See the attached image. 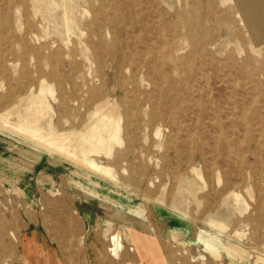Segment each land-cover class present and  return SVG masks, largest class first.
<instances>
[{
    "label": "rangeland",
    "instance_id": "rangeland-1",
    "mask_svg": "<svg viewBox=\"0 0 264 264\" xmlns=\"http://www.w3.org/2000/svg\"><path fill=\"white\" fill-rule=\"evenodd\" d=\"M252 46L234 0H0V264H264V44ZM43 84L46 134L117 105L123 144L95 155L110 174L15 129ZM32 237L45 251L27 260Z\"/></svg>",
    "mask_w": 264,
    "mask_h": 264
},
{
    "label": "bare ground",
    "instance_id": "bare-ground-1",
    "mask_svg": "<svg viewBox=\"0 0 264 264\" xmlns=\"http://www.w3.org/2000/svg\"><path fill=\"white\" fill-rule=\"evenodd\" d=\"M237 8V14L241 17L242 23L247 27L251 39L255 46H252L255 52H259L255 47H261L264 44V0H234ZM8 4V3H7ZM135 6V5H134ZM137 9V8H135ZM134 9V11H135ZM139 10V9H138ZM65 11V10H64ZM67 12V11H65ZM70 12V11H69ZM136 13V12H135ZM141 13V12H140ZM65 16V14H64ZM136 16V15H135ZM215 17V16H214ZM136 18V17H135ZM65 20V19H64ZM158 20V19H157ZM8 23V22H7ZM241 24V22H240ZM7 25V24H6ZM139 25V24H138ZM8 26V25H7ZM9 27V26H8ZM67 32V31H66ZM9 31L6 32V34ZM68 33V32H67ZM162 33V32H161ZM39 34V33H38ZM139 34V33H137ZM178 34V33H177ZM133 36V35H132ZM185 36V35H184ZM134 38V37H133ZM131 41V40H130ZM68 42V41H67ZM64 43V42H63ZM133 43V42H132ZM10 45V44H9ZM163 46V45H162ZM10 47V46H9ZM44 47V46H43ZM60 48V47H59ZM158 48V47H157ZM153 49V48H152ZM161 49V48H160ZM159 50V49H158ZM158 52V51H157ZM156 52V53H157ZM132 54V53H131ZM130 55V53H129ZM146 55V54H145ZM159 55V54H158ZM67 56V55H66ZM160 56V55H159ZM130 57V56H128ZM145 57V56H144ZM143 57V60H144ZM157 57V56H156ZM233 58V57H232ZM129 61V60H128ZM127 61V62H128ZM135 61V60H134ZM130 62V61H129ZM128 62V63H129ZM127 63V64H128ZM143 64V62H142ZM168 64V63H167ZM3 65V64H2ZM141 65V64H139ZM163 65V64H162ZM129 66V65H128ZM123 67V66H122ZM140 67V66H139ZM160 67V65H159ZM162 68V67H161ZM161 70V69H160ZM127 71V67H126ZM162 71V70H161ZM122 72V71H121ZM160 72V71H159ZM88 74V73H87ZM264 75V70L262 71ZM163 76V75H162ZM104 78V77H103ZM136 78V77H135ZM163 78V77H162ZM122 79V78H121ZM119 79V80H121ZM52 80V79H51ZM134 80V79H133ZM123 81V80H122ZM237 81V80H236ZM235 81V82H236ZM74 82V81H73ZM121 82V81H120ZM126 82V81H125ZM133 82V81H132ZM131 82V83H132ZM234 82V83H235ZM207 83V82H206ZM133 85V83H132ZM162 85V84H161ZM164 85V82H163ZM162 85V86H163ZM208 85V84H207ZM236 85V84H235ZM138 86V85H137ZM161 86V87H162ZM158 87V86H157ZM160 87V86H159ZM235 87V86H234ZM138 88V87H137ZM186 88V87H185ZM33 89V88H32ZM121 89V86L120 88ZM123 89V87H122ZM54 91L48 85H42L40 93L38 95L33 94L29 97L28 101L25 103V109L19 114V123L16 125L15 129L21 133L29 136L35 140L39 145L43 146L47 153L59 155L69 159L73 163L80 166H87L91 171L102 174H110L111 170L101 167L96 158V154H101L102 152L109 154L113 152L115 144H123V139L121 137L122 126L120 124L121 116L116 112L117 105L111 104L109 100L102 101L97 105L95 112H93L94 122L87 130L81 131H71L69 133H57L51 131L49 133H44L42 129L36 124L37 114L44 111V108L50 109L49 103L46 99L47 93H53ZM141 92V91H140ZM191 92V91H190ZM200 93V91H198ZM106 93V92H105ZM102 94V93H101ZM137 94V92H136ZM105 95V94H104ZM160 95V93H159ZM158 95V96H159ZM64 97V96H63ZM138 99V97H136ZM160 99V98H159ZM254 98H252L253 100ZM133 100V99H132ZM135 100V99H134ZM88 102V101H87ZM137 103V101H135ZM115 103V102H114ZM134 103V104H136ZM145 103V102H144ZM206 103V102H205ZM212 103V102H211ZM254 103V101H253ZM87 104V103H86ZM158 104V103H157ZM170 104V103H169ZM251 105V103H250ZM249 105V106H250ZM136 106V105H135ZM153 106V104H152ZM158 106V105H157ZM5 108V107H4ZM157 108V107H156ZM248 108V107H247ZM153 109V108H152ZM83 110V109H81ZM249 110V109H248ZM247 110V111H248ZM246 112V110H244ZM2 112V111H1ZM156 112V111H155ZM211 112V111H210ZM87 113V112H86ZM215 114V113H214ZM130 116V115H129ZM133 116V115H132ZM230 117V116H229ZM242 117V116H241ZM154 118V116H153ZM197 119V118H196ZM243 121V118H242ZM1 122V120H0ZM131 122V121H130ZM175 122V121H174ZM220 124V123H219ZM220 126V125H219ZM220 128V127H219ZM246 128V127H244ZM247 130V129H246ZM195 131V130H194ZM193 131V132H194ZM220 131V130H219ZM262 131V130H261ZM160 129L157 130L158 135ZM216 132V131H215ZM246 132V131H245ZM185 134V133H184ZM220 134V133H219ZM245 134V133H244ZM260 134V133H259ZM262 134V132H261ZM191 135V134H190ZM194 135V134H193ZM217 135V134H216ZM244 136V135H243ZM219 137V135H218ZM131 138V137H130ZM216 138V137H215ZM243 138V137H242ZM241 138V140H242ZM189 139V137H188ZM219 138L216 140L218 141ZM174 140V139H173ZM241 140L239 142H241ZM31 141V140H30ZM175 141V140H174ZM35 144V143H34ZM174 144V143H173ZM218 144V143H217ZM216 144V145H217ZM240 144V143H238ZM176 146V145H175ZM240 146V145H239ZM131 147V146H130ZM42 148V147H41ZM217 148V147H215ZM264 148V147H263ZM176 151V150H175ZM242 154V153H241ZM191 155V154H190ZM191 157V156H190ZM217 158V157H216ZM241 158V157H240ZM241 161V160H240ZM239 161V162H240ZM214 162V161H213ZM212 162V163H213ZM187 166V164H186ZM212 167V166H211ZM210 167V168H211ZM214 167V164H213ZM241 167V164H240ZM239 167V168H240ZM86 168V167H85ZM263 168V167H262ZM88 169V170H89ZM96 170V171H95ZM210 170V169H209ZM264 170V169H263ZM92 171V172H93ZM193 171L197 172L196 169ZM211 171V170H210ZM186 172V170H185ZM212 173V172H211ZM261 174V173H260ZM101 175V174H100ZM201 176L200 174H198ZM106 176V175H105ZM213 176V175H212ZM218 176V175H217ZM262 176V175H261ZM108 177V176H106ZM176 177V176H175ZM110 178V177H109ZM241 178V177H240ZM258 178V177H257ZM259 178L260 175H259ZM258 178V179H259ZM257 179V180H258ZM241 180V179H240ZM256 180V181H257ZM180 182L186 181L184 177L179 178ZM212 181V179H211ZM261 181V180H260ZM259 181V182H260ZM258 182V181H257ZM258 182V183H259ZM212 183V182H211ZM212 186V185H211ZM260 187V186H259ZM186 189V188H185ZM212 190V188H211ZM260 191V189H259ZM230 195L235 199V202H241V197L232 192ZM213 212V211H210ZM179 213V212H177ZM213 215V213H211ZM181 215V214H180ZM183 215V214H182ZM185 215V214H184ZM183 215V216H184ZM215 214L211 217L209 225L212 229H215L219 233L225 232L226 225L224 223H219L214 218ZM210 228V229H211ZM123 236V235H122ZM229 238V237H228ZM116 241V246L119 247V235L113 236ZM231 237L229 238V240ZM130 240L132 245L136 243V237L130 235ZM231 248H236L237 246L231 241L228 242ZM208 251L216 256L220 253L215 249L214 245H208ZM121 249V247H120ZM142 249V248H141ZM115 257L118 258L120 255L118 252H114ZM129 254V253H128ZM119 260V259H118ZM130 263V262H127ZM131 264V263H130Z\"/></svg>",
    "mask_w": 264,
    "mask_h": 264
},
{
    "label": "crops",
    "instance_id": "crops-1",
    "mask_svg": "<svg viewBox=\"0 0 264 264\" xmlns=\"http://www.w3.org/2000/svg\"><path fill=\"white\" fill-rule=\"evenodd\" d=\"M36 238H27L24 242V257L29 260V258L35 254H39L40 251H45L44 246L40 241L35 240ZM42 249V250H40Z\"/></svg>",
    "mask_w": 264,
    "mask_h": 264
},
{
    "label": "water",
    "instance_id": "water-1",
    "mask_svg": "<svg viewBox=\"0 0 264 264\" xmlns=\"http://www.w3.org/2000/svg\"><path fill=\"white\" fill-rule=\"evenodd\" d=\"M153 210L155 212H158L159 213V219L163 220V219H168V220H177V221H181V219L176 216L175 214H172V213H168V212H165V211H162L160 208L156 207V206H153ZM162 213H164L166 216H164Z\"/></svg>",
    "mask_w": 264,
    "mask_h": 264
}]
</instances>
